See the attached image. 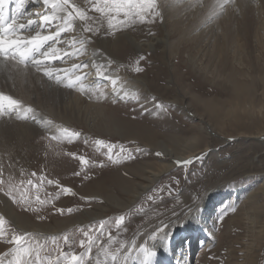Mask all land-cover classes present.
<instances>
[{
	"label": "rangeland",
	"instance_id": "rangeland-1",
	"mask_svg": "<svg viewBox=\"0 0 264 264\" xmlns=\"http://www.w3.org/2000/svg\"><path fill=\"white\" fill-rule=\"evenodd\" d=\"M215 1L204 0L210 5ZM248 1L260 6V0ZM173 2L157 0L160 15L151 23L137 21L110 33L106 19L99 24L96 35L99 39L111 38L112 57L126 63V71L145 81L146 88L133 92L127 102L111 101L109 87L94 88L87 99L94 106L85 109L89 125L75 118L66 119L79 114L82 117L81 108L73 113L67 111L66 115L45 91L28 94L39 103L47 100L55 105V114L46 119L52 121L50 129L36 128L24 134L19 130L18 138L9 136L0 144V169L5 178H12L11 185L0 184L3 188L0 216L5 221V237L13 232L31 234L30 243L40 248L45 264L48 258L55 260L61 251L77 254L83 251L79 240L87 239L84 231L97 240L90 264H97V259L100 264H113L112 255L118 258L115 264H125L127 251L131 250L134 256L143 255L133 244L149 245L158 239L150 241L148 237L162 221L170 227L165 229L167 237L178 235L183 220L199 211L202 201L215 189L223 190L222 199L217 205L214 203L212 211L206 212L204 223L208 228L204 225L203 233L195 241L186 234L179 235L180 244L190 247L187 252L181 246V256L187 252L188 264H239L250 255L247 264H264V185H257L264 181V174L259 173L264 167V156L259 155L261 146L256 140L246 139L248 135L264 134V11L263 19L258 20L253 9L241 0L237 10L231 8L232 11L216 16L218 27L207 32L203 27L199 29L200 23L196 27L195 24L208 11L202 13L201 7L197 9L198 20L195 15L183 12V17L171 18L168 15ZM87 10L93 11L90 7ZM93 27L97 25L94 23ZM123 33L146 45L136 47ZM165 35L169 44L159 42L154 47L147 44L154 41L152 36ZM141 56L144 59L139 67L143 70L137 72L136 61ZM111 61L112 65L117 64ZM23 103L35 109L33 104ZM115 125L119 130L112 128ZM126 126L136 129L138 134L129 136ZM209 126L214 133L208 131ZM65 128L79 132L80 136L68 142L61 131ZM223 137L234 138L225 143ZM98 140L115 144L117 149L123 145L132 150L134 159L108 163L106 150L96 143ZM161 145L174 152L191 154L188 159L203 156V160L187 168L176 164L174 170L160 175L151 188L135 198L130 193L132 188L149 185L147 171H160L162 164L170 162ZM81 155L90 164L104 162L105 166L87 168L88 179H84L82 165L76 158ZM77 172L81 174L76 175ZM29 179L39 187L28 185ZM48 180L54 183L48 184ZM61 187L71 188L75 195L62 193ZM9 191L11 195L7 194ZM36 196L47 202L40 205ZM228 206L235 210L218 221L216 218ZM69 208L71 213L67 211ZM57 209L65 211L60 213ZM84 212L97 219L83 218L84 223L80 224L78 217ZM11 215L22 224L20 228L10 220ZM204 229L218 234L215 241L207 244L211 246L208 249L204 248ZM64 236L69 237L68 244ZM13 247L0 238V256ZM103 250L108 252L107 258ZM173 255L176 256L174 252ZM32 258L35 259V253Z\"/></svg>",
	"mask_w": 264,
	"mask_h": 264
},
{
	"label": "snow or ice",
	"instance_id": "snow-or-ice-1",
	"mask_svg": "<svg viewBox=\"0 0 264 264\" xmlns=\"http://www.w3.org/2000/svg\"><path fill=\"white\" fill-rule=\"evenodd\" d=\"M13 0H0V64L4 67L13 70L17 77L26 79L30 71L36 73H42V77H46L49 87L52 86H64L70 89H79L85 94L92 93L93 89L90 86H86L84 81L87 74L83 76L77 75L82 68H87L88 64H74L70 70L56 69L52 67L53 62L57 60H63L61 55V49H58L55 45L60 42L61 34L70 32L73 30L74 25L77 21L80 24V30L82 35L79 39L73 38L71 41H67L69 47L76 48L79 44V48L72 52V56L83 54L87 51V45L91 44L92 37L96 35L99 31V24L102 19L107 21V32H111L113 29L125 28L133 22L140 23H151L157 16L160 15L157 11V0H85V3L95 12L100 14L98 17L89 16L88 13L77 4L73 3L72 0H55L51 4L52 14L47 13H37L39 17V22L33 19H27L26 23H18V18L24 16V9L26 6V0H15V12L9 17V6ZM49 0H43V5L47 6ZM229 6L235 7V0H218V7L221 11L225 10ZM58 12H63L65 15H57ZM97 27H93V24ZM55 28L54 31H49ZM42 31H49V34L43 35ZM35 32L34 35H26L25 33ZM68 53L65 51L64 56L66 57ZM96 55V53H93ZM103 55L102 53L100 54ZM144 57L141 56L136 61L135 71L140 72L143 69L139 67L140 60ZM111 64L112 61L107 62ZM98 74L103 77V73L100 69L103 65H95ZM113 85L116 81L112 80ZM103 93H100L102 96ZM97 96V98H100ZM91 98V96H90ZM113 101H123L127 102L130 99L127 92L121 94L120 91L113 90L112 93ZM143 107V106H141ZM157 107H162V105H157ZM146 110V109H145ZM0 119L12 120V119H31L38 125L47 126L51 125V120H45L43 117L38 118L36 111L31 106H25V104L18 99L13 98L11 95L5 94L0 91ZM63 134L66 135L68 142L74 137H79V132H71L68 129L61 130ZM56 139V137H53ZM87 143V141H85ZM96 143L106 151L104 155L107 158L108 163L118 164L124 159H134L132 150L126 149L123 145H120L117 149V145L106 143L103 140H98ZM114 149L117 151L114 153ZM161 155V153H157ZM81 165L83 171V178L88 179L87 168L89 167H104L105 163L100 162L99 165L93 162L90 164L89 160L84 156L76 157ZM197 160L202 161L203 156L195 157L194 159L187 160H177L175 163L178 167L187 168L189 165H193ZM80 175V172L75 173ZM33 176L36 173H32ZM43 179V177H41ZM12 178H5L3 170L0 169V184L11 185ZM23 183V181H22ZM48 184H53L54 181L48 180ZM58 183V182H56ZM28 185L33 187H39L34 185L33 181L29 179L27 181ZM3 188H0L2 191ZM61 192L64 194L75 195L71 188L61 187ZM11 195L9 191L7 193ZM25 198V197H22ZM36 201L40 205H44L47 201L42 200L40 196H36ZM19 202V201H18ZM199 205H196L198 208ZM235 209L232 206L223 208L220 215L216 218L218 221L223 220L225 216L228 215L230 211ZM58 212L63 213L64 209H57ZM71 213L72 209H67ZM191 211V207L188 208ZM124 217H120V222H123ZM4 218L0 216V238H5L8 243L14 245L9 252L4 253L0 256V264H5V259H7V264H45V261L40 257V248H34L30 241L33 239L31 234H15L11 233L9 236L5 237L4 230ZM170 230L169 224H165L163 221L156 226L152 234L148 237L150 241H153L159 237V235L164 234L167 236V231ZM83 236L87 239L79 240V247L83 249L79 254L74 251L64 252L61 251L60 255L55 258V260L48 258L47 264H90V254L93 246L97 243V240L93 239L89 235L88 231L83 232ZM63 240L66 244L69 243V237L64 236ZM39 245V241H36ZM42 247V246H41ZM71 247V245H69ZM132 247H139V251L143 254L145 261L149 260L155 255V251L151 249L147 242L142 245L137 246L135 244ZM105 258L108 257V252L103 250ZM35 253V259H33V254ZM128 253H125L127 256ZM117 256L112 255L111 261L113 264L117 261ZM97 264L100 261L97 259Z\"/></svg>",
	"mask_w": 264,
	"mask_h": 264
},
{
	"label": "bare ground",
	"instance_id": "bare-ground-1",
	"mask_svg": "<svg viewBox=\"0 0 264 264\" xmlns=\"http://www.w3.org/2000/svg\"><path fill=\"white\" fill-rule=\"evenodd\" d=\"M173 1L174 2H173V5L171 6L172 7L171 10L172 9H174V10L171 11L169 9L170 12L168 15L171 18L178 17L179 15L181 16L182 12H183V15L184 14L195 15V17H197V20H198V14H197L198 10L197 9L202 8L201 9L202 13H203V11H208L207 16H205L201 22L199 21L195 24V27H196L200 23L198 26L199 29L203 27V31H207V32H208V30L211 31L210 29L214 28V26H217L219 24V22L217 24L216 23L217 21H215L216 16H219L220 14L225 12L226 10L232 11L233 9H231V8H234L235 10H237V8L239 7V4L241 3V0L240 1L236 0L237 2L235 1L236 2L235 7L229 6L225 10L221 11L220 8L218 7V0L215 1V3L213 5L205 3L204 0H176V1L173 0ZM243 1L248 5V7L253 9V13L258 20L263 19L262 12L264 11V0H260V6H258L255 3L249 2L248 0L247 1L243 0ZM53 2H55V0H49V4L47 6H44L43 0H26V6L24 9V16L18 18V23H26L27 19L37 20L39 22V17L37 15V13H47V14L51 15L52 14L51 4ZM72 2L77 4L79 7L83 8L88 13L89 16L98 17L100 15L98 13H95L94 11H88L87 9L89 8V6L85 3V0H72ZM194 7H196V8H194ZM193 10H195V11H193ZM227 11H226V13H227ZM231 11H229V12H231ZM14 12H15V0H13V2L9 6V17L10 18L14 14ZM57 15L63 16V15H65V13L58 12ZM183 15H182V17H183ZM224 17H226V15ZM224 17H223V19H224ZM221 18L222 17H220V19ZM179 19H180V17H179ZM182 20H183V18H182ZM93 26H94V24H93ZM165 29H166V27H165ZM54 30H55V28L50 29L49 31H54ZM49 31H42L41 34L47 35V34H49ZM166 32H168L167 29H166ZM198 33H199V31H198ZM25 34L26 35H34L35 32H28ZM81 35H82V32L80 30L79 21L76 22L72 31L61 34L60 42L57 43L55 46L58 49L62 50L61 55L63 57V60L62 61L57 60V61L53 62L52 67H54L56 69L70 70V69H72V66L74 64H82V63L88 64V67L82 68L80 70V72L77 73V75L83 76L86 73L87 76H86L84 83L86 86H90L92 89H94L96 87H101V86H106L105 88L109 87L110 89L108 90V97L111 99V101L113 100L112 99V93H113L114 89L117 91H120L121 94H123L124 92H127L129 97H130V95L133 92H135L136 90L140 91V90H143L144 88H146L148 86V85H146L145 81H143L140 77H135L126 71V69H125V68H127L126 63L122 62L119 59H114L112 57L114 55L112 54L111 49L113 48L114 44H113V41H111V38L104 37L102 39H99V37L97 35H94L92 37L91 44L87 45V51L85 53L79 54L76 56H72L71 53L75 52L79 48V44H77L76 48H71V47H69V44L66 42L71 41L73 38L79 39L81 37ZM123 35L126 36L127 39H130V41H132L134 44H136V47L141 48L143 44L146 45V43H138L136 41V39L133 36H131L129 33H123ZM201 35H203V34H201ZM256 37H257V32H256ZM260 39H262V38L260 37ZM151 40H154V41H150L147 44L152 45L153 47L155 44H157L159 42H164V43L169 44L168 35H165L164 37L152 36ZM65 51L68 53V55L66 57L64 56ZM93 53H96V55H93ZM101 53L103 54L102 56L100 55ZM109 60H114L117 64L116 65H112V63L108 64L107 62ZM97 64L103 65V67L100 69V71L103 73V77H101L97 72V68L95 67V65H97ZM112 80L116 81L115 85H113ZM48 83L49 82L47 81V78L42 77V73H36L33 70V71H30V73L26 79H22V78L17 77L15 72L13 70H11L10 67L6 68L2 64H0V91H3L7 95L13 96V98H15V99L19 98L22 102H29V103L33 104L35 106V111H36L38 118L43 117L46 120L48 115L51 114L53 116V114H55V105L49 103L47 100H44L41 103H39L38 100H32L31 98H29L27 96L28 94H29V96L34 95L37 91L43 90L46 93H48L50 96L53 97V101L56 103L57 106H59L60 108H63L64 113L66 115L68 113L67 111H70L73 113L75 109L81 108L82 117L80 116V114L77 117H74L72 115L70 118L66 117L67 120L70 121V120H73L72 118H75L79 122L89 125L90 124L89 123L90 121L88 118L89 116L88 117L86 116L85 109L89 110V109H91V107L93 108V106H94V104L89 103L90 101L88 102V100H87L90 93L85 94V93L81 92L79 89H75V88L70 89V88H67L64 86L49 87ZM140 87H143V88H140ZM95 93H97V92H95ZM106 95H107V93H106ZM117 102H120V101H117ZM98 105L96 106V108H98ZM83 112H85L84 115H83ZM36 128L39 131H43V130L50 129V126L49 125H47V126L38 125L34 121H32L31 119H28V120L12 119V120H7V121H5L4 119H0V144L4 143L6 138L9 136H15L16 135L15 137L18 138L17 133L19 130H20L21 134H24L27 132L35 131L33 129H36ZM112 128L114 130H119V129H117L118 127L116 125ZM124 129L127 130L129 136H136L138 134V133L135 134V132H137L136 129H134L130 126H126V128H124ZM207 129L210 133H214L210 126ZM30 135L31 134H29V136ZM239 137H241V136H239ZM233 138L223 137V140H225V143H228ZM246 139L256 140V142L261 146V150H260L259 155L264 156V134L248 135V136H246ZM160 147L164 150V157H166V159H169L170 162L162 164L163 168L160 171H154V172L151 170L147 171L148 175L146 176V179L149 180V185H143L142 187H139L137 189L132 188L130 193H132V195L135 196V198H139L144 192H146L149 188H151L149 186L152 183H154L159 178L160 175H164L165 173L171 171L172 169L174 170L175 165H176L175 162L177 160H182V161L186 160L191 155V154L185 155V153L174 152V151L170 150L169 148L165 147L164 145H161ZM186 153H189V151ZM193 153H194V151H193ZM193 157H195V156H193ZM255 157H256V155H255ZM257 161L259 164L260 160L257 159ZM259 173L264 174V167L259 170ZM257 185L258 186L264 185V181L258 182ZM240 187H241V185L238 186V188H240ZM262 190L264 191V187ZM222 192H223L222 189H215V190L211 191L205 197V199L202 201L201 209L199 211H196V212L190 214L189 216H187L186 219L183 220V222L181 223L182 226L179 229L180 231L178 232L179 233L178 235H173V236H169V237L162 235V236L158 237V239L155 242H153L152 244H149V247L155 251V255L152 256L149 260L145 261L143 255H138V256L136 255L137 256L136 257V256H134V253L131 252V250H129V252L127 251L128 252V254H127L128 261L125 264H188V262H187L188 261V254H186V253L190 250V247H189V244L186 246L185 244H183V242H182V244H180L181 238H179V235L180 234H183V235L186 234L187 237L192 238L193 241H195V239L197 240V237L199 235H201V233H203V231H202L203 226L206 225V228H208L207 223H204V218L208 217L206 212L208 210L212 211L213 208L215 207V204L217 205L216 202L218 200L222 199ZM256 197L257 196H255L253 198L255 199ZM101 198H103V197H101ZM114 205H117V204L115 203ZM84 213L85 214H83L82 216L79 215V217H78V222L80 224L84 223V221L82 220L83 218H88L89 221H93V220L97 219L95 217H91V216L87 215L86 213H88V212H84ZM9 218L12 222H15L19 228L21 227L22 224L18 222L16 217L13 219V216L11 215V217H9ZM36 231H38V230H36ZM204 234H206V238H205L206 244H205L204 248L208 249L211 246H209L207 244L211 243L213 240L215 241L218 238V234L215 233V231L208 233L206 231V229H204ZM181 246H184L185 247L184 249L187 250V252L185 251L184 257L181 256V253H182V249L180 248ZM173 252H174V254H176V256L173 255ZM179 254H180V257H179ZM249 256L247 257V255H246L244 257V262L242 261L239 264H247V260L249 259ZM179 260H180V262H179Z\"/></svg>",
	"mask_w": 264,
	"mask_h": 264
}]
</instances>
